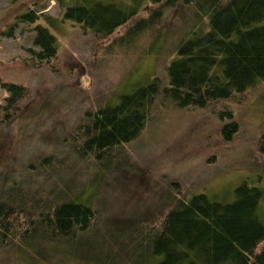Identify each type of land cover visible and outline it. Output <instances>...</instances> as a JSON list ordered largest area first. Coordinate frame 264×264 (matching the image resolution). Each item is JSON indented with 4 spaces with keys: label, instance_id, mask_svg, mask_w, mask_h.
Segmentation results:
<instances>
[{
    "label": "rangeland",
    "instance_id": "1",
    "mask_svg": "<svg viewBox=\"0 0 264 264\" xmlns=\"http://www.w3.org/2000/svg\"><path fill=\"white\" fill-rule=\"evenodd\" d=\"M61 1L0 0V190L17 184L45 194L56 183L58 188L69 183L70 191L80 194L94 185L96 221L89 237L102 251L122 230L147 233L180 199L205 194L213 201L233 202L244 182L264 190V81L216 105L218 111L229 110L236 124L230 140L223 135L229 119H221L217 111L177 108L167 102L156 106L136 139L104 161L108 169L101 175L92 160H67L70 137L87 112L114 103L118 95L133 93L154 77L165 79L188 24L179 10L169 9L152 30L126 40L135 21L151 13L148 3L130 22L99 38L63 18L65 7L83 0ZM104 1L124 7L130 3ZM188 7L181 9L188 12ZM31 12L38 17L35 23L21 20ZM38 25L55 36L57 54L50 61L40 62L36 55ZM156 36L159 41L152 44ZM121 37L124 41L115 43ZM5 84L23 89L8 115L12 93ZM48 157L53 159L49 164ZM263 204L264 198L259 212ZM262 249L264 240L256 253ZM50 259L30 264H87L68 256ZM21 261L15 249L0 253V264Z\"/></svg>",
    "mask_w": 264,
    "mask_h": 264
},
{
    "label": "trees",
    "instance_id": "2",
    "mask_svg": "<svg viewBox=\"0 0 264 264\" xmlns=\"http://www.w3.org/2000/svg\"><path fill=\"white\" fill-rule=\"evenodd\" d=\"M148 3L149 16L137 19L126 38L115 43L149 32L169 9L179 10L188 27L176 47L177 58L166 66L165 79L154 77L133 93L118 95L114 103L87 112L73 131L66 159L92 160L100 175L108 169L104 161L115 158V150L140 135L159 104L217 111L221 119H229L223 135L232 139L236 124L231 112L218 111L216 105L233 101L264 81V0H130L126 7L83 0L65 7L63 18L106 38ZM180 5L189 6L188 12ZM36 17L31 12L21 20L35 23ZM46 21L55 26L53 18ZM158 41L156 36L152 44ZM34 44L40 47L36 53L40 62L55 58L56 39L47 27L36 26ZM4 88L12 93L8 115L23 89L14 84ZM261 141L264 151V138ZM57 163L62 166L60 159ZM57 185L45 194L17 184L0 190V253L15 249L21 264L63 256L87 264H264V249L256 253L264 240V211L259 212L264 190L246 182L236 188L233 202L213 201L205 194L180 199L147 233L129 228L121 237L112 235L105 251L89 237L96 221L91 199L95 186L89 184L74 194L69 183Z\"/></svg>",
    "mask_w": 264,
    "mask_h": 264
}]
</instances>
